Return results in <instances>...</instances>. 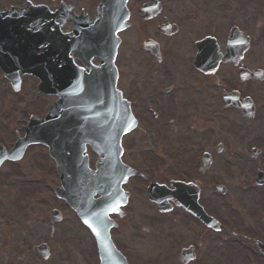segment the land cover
Here are the masks:
<instances>
[{
    "label": "flooded vegetation",
    "instance_id": "1",
    "mask_svg": "<svg viewBox=\"0 0 264 264\" xmlns=\"http://www.w3.org/2000/svg\"><path fill=\"white\" fill-rule=\"evenodd\" d=\"M27 1L34 6L45 5L51 11L64 7L61 31L65 35H70L73 22L77 23L76 15L84 13L92 19L99 2L20 0L10 3V0H0V11L22 6ZM154 18L144 20L137 16L136 34L142 33V27L151 29L159 37L158 41L144 37L142 43L151 40L157 47L149 44L151 49H143L141 43L140 54L135 47L130 48L124 36L132 29V23L119 34L121 42L114 63L115 87L136 125L121 140V160L132 172L121 185L126 197L124 206L108 215L110 241L120 252L124 264H264V179L254 181L261 168L264 169V153L253 152L258 139H253L251 130L241 128L246 121L254 123L259 110L252 86L256 80L242 81L240 77L243 69H257L255 55L248 54L257 45V38L251 33L256 27L252 25L248 31L247 26L234 22L231 28L235 26L243 31L253 46L242 58L223 60L231 29L228 25L210 29L194 18L185 37L176 39L181 35L179 24L171 22L177 25V31L167 36L158 31L161 23L150 24ZM162 20L165 22L167 18ZM197 28L201 34L193 39ZM206 37L215 38L216 58L209 54L196 55L195 43ZM71 61L83 70L100 63L95 56L85 59L84 64L80 58ZM195 61L200 64L196 65ZM27 78L32 79L30 75L21 76V79ZM25 93L28 105H19L17 115L30 117V112L35 110L37 117L45 116L49 106L47 97L33 100V87ZM229 94L234 95L237 103L225 104L228 100L225 101V95ZM243 98L253 101L255 115L252 118L244 117L241 108L233 105ZM28 117L21 119L24 123L20 132ZM236 121L237 132L240 135L244 132L247 138L239 137L233 152L219 139L224 136L225 122ZM15 124L14 118L11 131L1 122L0 134H5L7 140L12 132L15 137L19 135ZM259 144L261 148L263 143ZM232 153L241 164L248 159L256 162L253 166L237 168L235 182L228 185L219 178L211 179L210 169L217 164V159ZM85 155L92 167L97 159L95 153L86 147ZM14 164L16 162L5 161L0 171ZM151 185L157 188L153 196L158 203L149 199ZM183 201L188 208L179 203ZM90 241L92 264H101L93 235Z\"/></svg>",
    "mask_w": 264,
    "mask_h": 264
},
{
    "label": "rangeland",
    "instance_id": "2",
    "mask_svg": "<svg viewBox=\"0 0 264 264\" xmlns=\"http://www.w3.org/2000/svg\"><path fill=\"white\" fill-rule=\"evenodd\" d=\"M10 1L19 3L20 0ZM143 1L145 0L128 1L132 12L130 21L133 25L127 36H124L126 44L130 48L135 47L136 53L139 54L144 37H151L156 41L159 38L151 29L145 27L141 28V34L138 36L136 34L139 29L135 24L138 23L136 7ZM160 2L163 6L162 12L150 24L161 23L163 18H167L169 22H176L181 26V35L175 37L176 39L185 37L187 27L195 21L194 18L200 25L207 24L210 29L238 22L247 26L249 31L252 25H255L256 29L251 33L256 36L258 45L248 54L253 53L256 67L264 70V0H160ZM233 10L237 12L234 14ZM196 32L193 39L201 34L198 28ZM163 43L164 40L161 41V44ZM7 86V83L0 82V123H6L12 130L14 126L12 113L18 108L15 102L24 103L27 100L25 92L31 87V82L28 80L23 85L22 92L15 96L17 101L10 90H6ZM252 86L256 92L259 110L254 117L255 122L246 121L242 123L241 128L251 130L250 135L253 139H258L259 145V142L264 141V81L253 82ZM19 122L20 119L16 125ZM237 124L238 121L225 122L224 136L219 139L232 151L236 150L239 137L247 138L244 132L241 135L237 132ZM2 138L7 139L5 134H0V142H4ZM12 139L9 134L8 140ZM248 162L241 164L233 153L219 157L217 164L210 169L211 179L219 178L226 185L233 183L236 180L233 178L236 169L241 165L253 166L256 160L248 159ZM245 172L249 175V172ZM56 185L58 182L53 166L40 149H30L22 162L7 165L0 171V264H92L90 234L72 211L53 195L52 188ZM54 209L61 211L62 220L54 224L53 235H50L48 218ZM38 236L50 238L51 253L46 260L32 251Z\"/></svg>",
    "mask_w": 264,
    "mask_h": 264
},
{
    "label": "water",
    "instance_id": "3",
    "mask_svg": "<svg viewBox=\"0 0 264 264\" xmlns=\"http://www.w3.org/2000/svg\"><path fill=\"white\" fill-rule=\"evenodd\" d=\"M125 2L126 0H102L101 3V9L98 11L99 16H100V24L99 25H108L109 24H113L114 26L116 25L118 28L114 30V35L115 33L124 28L126 26V24L124 23L125 20L127 19L128 13L125 10ZM110 6H115L114 11L119 7L120 9L116 12L113 13V15H110V11H106L107 8H109ZM5 16V17H4ZM4 16H0V49H2V51L4 49H8V57L5 58H11L10 56V50L13 47L12 45V33H13V29H12V23L13 20L11 18V15L9 14H5ZM4 23H6V25H4ZM15 26V31L19 30V26H16V23L13 24ZM51 25V24H49ZM30 29H32L31 27H29ZM54 34L49 33V50H50V54H54V53H58V40L56 38L53 37ZM33 38V37H32ZM34 39V38H33ZM14 43H18L17 47H21V43L24 42L25 47H27V45H30V42L27 41L25 39V37L18 35V40L16 41V39L13 41ZM20 43V44H19ZM30 46H28L29 50H25V54L26 56L30 55ZM244 49V48H242ZM243 51V50H242ZM252 77H256L257 79H263L264 75L261 71H256L253 72L252 74H249ZM54 80H56V78L53 77ZM54 142V141H53ZM52 143V140H51ZM90 182V176H88L87 178V186ZM56 194L58 196H61V194H59L56 191ZM80 197V196H79ZM84 195H82L80 197V199H83ZM70 198V197H69ZM75 203L79 206L81 205L78 201L77 198H74ZM82 207V205H81Z\"/></svg>",
    "mask_w": 264,
    "mask_h": 264
},
{
    "label": "snow or ice",
    "instance_id": "4",
    "mask_svg": "<svg viewBox=\"0 0 264 264\" xmlns=\"http://www.w3.org/2000/svg\"><path fill=\"white\" fill-rule=\"evenodd\" d=\"M85 223L87 224V223H88V221H85Z\"/></svg>",
    "mask_w": 264,
    "mask_h": 264
}]
</instances>
